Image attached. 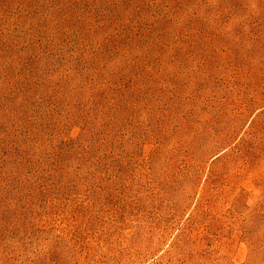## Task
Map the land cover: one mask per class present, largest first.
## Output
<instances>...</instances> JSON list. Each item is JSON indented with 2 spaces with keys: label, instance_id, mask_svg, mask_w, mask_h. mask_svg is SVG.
<instances>
[{
  "label": "rangeland",
  "instance_id": "374dc122",
  "mask_svg": "<svg viewBox=\"0 0 264 264\" xmlns=\"http://www.w3.org/2000/svg\"><path fill=\"white\" fill-rule=\"evenodd\" d=\"M0 264H264V0H0Z\"/></svg>",
  "mask_w": 264,
  "mask_h": 264
}]
</instances>
